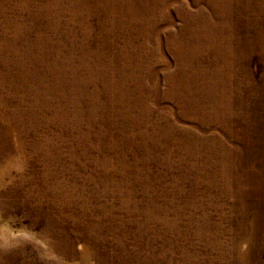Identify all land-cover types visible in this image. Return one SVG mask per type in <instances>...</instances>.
I'll use <instances>...</instances> for the list:
<instances>
[{"label": "rangeland", "instance_id": "374dc122", "mask_svg": "<svg viewBox=\"0 0 264 264\" xmlns=\"http://www.w3.org/2000/svg\"><path fill=\"white\" fill-rule=\"evenodd\" d=\"M0 264H264V0H0Z\"/></svg>", "mask_w": 264, "mask_h": 264}]
</instances>
